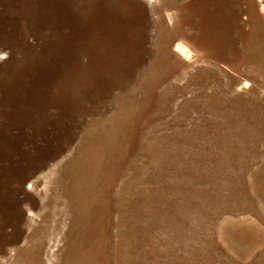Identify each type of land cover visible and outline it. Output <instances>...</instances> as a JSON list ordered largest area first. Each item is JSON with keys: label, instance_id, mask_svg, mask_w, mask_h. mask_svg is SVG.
Masks as SVG:
<instances>
[{"label": "rangeland", "instance_id": "1", "mask_svg": "<svg viewBox=\"0 0 264 264\" xmlns=\"http://www.w3.org/2000/svg\"><path fill=\"white\" fill-rule=\"evenodd\" d=\"M0 264H264V0H0Z\"/></svg>", "mask_w": 264, "mask_h": 264}, {"label": "bare ground", "instance_id": "2", "mask_svg": "<svg viewBox=\"0 0 264 264\" xmlns=\"http://www.w3.org/2000/svg\"><path fill=\"white\" fill-rule=\"evenodd\" d=\"M179 49H180V50H182V48H181V47H180ZM183 49H184V48H183Z\"/></svg>", "mask_w": 264, "mask_h": 264}]
</instances>
